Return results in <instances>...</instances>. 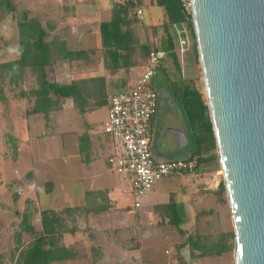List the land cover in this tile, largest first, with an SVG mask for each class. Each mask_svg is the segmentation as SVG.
Returning <instances> with one entry per match:
<instances>
[{
	"label": "crops",
	"instance_id": "obj_1",
	"mask_svg": "<svg viewBox=\"0 0 264 264\" xmlns=\"http://www.w3.org/2000/svg\"><path fill=\"white\" fill-rule=\"evenodd\" d=\"M28 1L32 4H28ZM53 1L55 9L46 13L44 8L37 9L43 0H4L6 16H10L11 23L9 34L4 38V47L8 51L3 63L10 65L23 61L22 47L35 50L25 61L29 64L38 63L37 57L41 56L39 47L44 45L58 49L64 42L69 50H97L94 60L82 67L79 62L71 65L55 56H51L46 62L51 66L49 70L55 71L56 81H60L63 76L70 81L65 84L80 79L103 77L105 81L98 86V95L106 97L105 104L80 112L75 108L73 100L68 99L61 105V110L53 111L49 117L31 113L36 101L33 92L39 87L37 70L27 69L18 81L11 82V76L6 69L3 87L0 89V97L2 94L3 98L0 104L9 110L10 115L18 108L22 110V115L28 123L23 126V130L29 131L33 129V125L39 126V129L52 128L56 131L51 136V160L56 164L51 167L52 181L45 183L43 188H40L36 181L37 175L33 171L26 174V183L21 184L19 191L14 190L12 185H6L0 178V196L2 193L10 194L15 191V200L21 196V200L26 199L25 197L32 198L33 200L26 199V203L34 207L33 221L37 218V225L34 222L32 224L38 232L43 230V213L51 212L49 219L54 220V224L59 225L61 231V235L54 236L53 240L56 239L60 246L68 248L74 256L69 260L51 264L80 260L84 255L92 259V264H136L134 261L129 262V258H134L140 249L155 251L160 248L154 244L143 246L144 242L139 241L140 233L145 235L144 240L146 237L148 240L158 236L163 238L162 236H166L165 232L157 227L170 225L182 234L189 220H195L196 223L197 220H204L203 216L213 213V209L207 210L205 205L210 206L211 198L216 203H221L219 198L224 183L221 164L218 158L216 162L212 161L207 165H211L209 169H199L201 165L197 162L195 152L191 150L192 146L180 143L173 133L174 130L180 129L170 119L174 111L182 114L181 110L178 105L172 104L168 95L160 92L158 112L152 124L155 138L153 154L156 160L163 162L176 159L193 161L196 169L192 173H175L158 181L147 194L141 208L136 209L133 178L118 173L109 164V159L119 152L120 142L106 133L104 124L108 119L111 96L130 90L133 83L145 72L147 62L130 71L112 73L107 71L103 61H100V26L111 20L112 9L121 0ZM134 1L138 20L135 27L136 36L144 44H159L162 36L161 25L169 20L166 7L159 5L161 0ZM138 8L143 11L142 18L137 17ZM26 17L34 24L23 25ZM184 26L187 27L185 23H180L172 27L177 40V51L180 44L176 28ZM166 69L167 75L170 74L172 68ZM62 71H66V74L60 73ZM49 76L48 72L47 79L53 80ZM103 110L105 116L96 117ZM73 111L79 113L83 120L73 123L68 119L63 129L65 125L60 120L61 113L66 115L67 112ZM91 117L93 121H88ZM12 135L17 145L16 151L12 152L11 143H7V137H4L3 156L18 162L21 144L31 146L34 140L29 137L21 142L17 135ZM188 141H191V137ZM188 153L190 156H187ZM205 183L207 187H204ZM227 199L225 196L224 202ZM2 205L6 206L7 202L0 204V209L3 208ZM4 220L0 214V224L4 223ZM149 220H152L154 227L149 226ZM133 221L136 222V227L133 226ZM25 235L28 234H24L23 238ZM167 236L165 238L168 239ZM178 247L185 250L190 248L186 242ZM165 253L172 254L167 246ZM191 255H194L192 250ZM183 256L185 257L184 251ZM153 257L156 256H152V259ZM173 259V263L179 264L180 258L177 255H174ZM149 261L142 264H150Z\"/></svg>",
	"mask_w": 264,
	"mask_h": 264
},
{
	"label": "water",
	"instance_id": "obj_2",
	"mask_svg": "<svg viewBox=\"0 0 264 264\" xmlns=\"http://www.w3.org/2000/svg\"><path fill=\"white\" fill-rule=\"evenodd\" d=\"M192 9L235 263L264 264V0H192Z\"/></svg>",
	"mask_w": 264,
	"mask_h": 264
},
{
	"label": "trees",
	"instance_id": "obj_3",
	"mask_svg": "<svg viewBox=\"0 0 264 264\" xmlns=\"http://www.w3.org/2000/svg\"><path fill=\"white\" fill-rule=\"evenodd\" d=\"M8 4L10 5V3ZM159 5L166 7L169 20L161 25L162 36L159 44H144L135 33V27L138 25L135 1L121 0L117 2L112 9L111 20L102 23L100 26L102 36L100 61H103L107 71L117 73L122 70L130 71L132 68L143 65L153 50L168 53V57L173 61L177 77L173 81L166 72V79L169 83L167 89L164 88L159 91L152 87L158 95L161 92L168 95L173 102H178L182 113L189 122V134L195 148L194 154L196 159L201 160L200 165V163L218 159L216 138L205 94L197 87L195 81H187L183 77L180 55L177 51V40L172 32L174 24L185 23L194 40L196 55L199 57L192 18L185 16L178 0H161ZM27 17L24 18L26 21L22 24L33 25L34 23L29 22ZM40 44L42 43L40 42ZM39 48L41 56L37 57L38 63L36 64L25 62L27 57L35 51L26 47L21 48L22 53H24L23 61L10 65L0 63L1 83H3L6 69L11 76V82L18 81L27 69L37 70L39 87L33 92L36 101L31 113L49 117L53 111L61 110V105L68 99L73 100L75 108L80 112L105 104L106 97L98 95V86L105 81L103 77L75 80L70 84L47 79V73L51 66L46 60H49L51 56L71 65L74 62H79L82 67V65H89L94 60L93 57L97 55V50H69L64 42L59 45L58 49L50 45ZM0 100H3L2 94ZM7 136L11 137V142H14V150L16 151L15 139L12 134ZM221 191L226 192L224 183L221 186ZM34 213L35 210L29 207L22 213L21 223L15 233L17 241L16 253L13 255L15 264H51L73 258L74 256L68 248L60 246L56 239L53 240L54 236L61 235V231L59 225H55L54 220L49 219L50 215L52 216L51 212L43 213V230L40 232L32 224ZM24 234L32 237V241L28 245L23 244ZM234 239V232L219 236L196 235L189 237L186 244L200 257H206L215 253L223 255L228 251H233ZM220 244H226V248L221 247L224 251L217 249Z\"/></svg>",
	"mask_w": 264,
	"mask_h": 264
},
{
	"label": "rangeland",
	"instance_id": "obj_4",
	"mask_svg": "<svg viewBox=\"0 0 264 264\" xmlns=\"http://www.w3.org/2000/svg\"><path fill=\"white\" fill-rule=\"evenodd\" d=\"M53 0H43L42 5L40 3L37 6V9H43L46 13L49 11H53L55 7H53ZM28 4H32V2L28 1ZM28 6V5H27ZM6 6L4 4V0H0V63H3L5 53L8 51L7 48L4 47V38L9 34V25L11 23L10 16H6ZM21 13V11H20ZM189 36H190V43L187 47L186 52L183 54L181 51H178L180 54V61L182 65V72L183 77L187 81H195L197 87L205 94V87L203 82V74H202V68L200 64L199 57L196 55L195 50V43L191 36V33L188 29ZM180 50V49H179ZM169 63H166L168 62ZM166 63V65L164 64ZM163 64H161L157 70V75L152 81V86L158 89L159 91L163 90L164 88L167 89V85L169 86V83L166 79V67L172 68V71L170 72L169 78L171 80H175L177 77V72L175 70L174 64L172 59L169 57L165 60ZM49 77L53 80H56L55 77V71H48ZM60 73L66 74V71H62ZM59 77V76H58ZM60 78V77H59ZM60 82L67 83L70 82L63 76L61 78ZM3 87V84L0 82V89ZM173 102V101H172ZM173 102L172 104H174ZM178 104V102H176ZM175 105L177 106V104ZM178 108L179 104H178ZM175 110V109H174ZM181 110V109H180ZM177 111H174L173 117L170 120H173L175 122V125L177 128H179L181 131L185 132L187 131V134H189V122L187 121L184 114L176 113ZM179 112V111H178ZM182 112V111H181ZM98 113V112H97ZM102 116H105V111L103 110L102 113H98L96 117L101 118ZM182 117V118H180ZM73 122V123H80L83 119L77 112H67L61 113L60 120L63 123V129L66 127L67 120ZM88 121H93V118H88ZM27 119H25L22 115V110L17 109L15 112L11 113L7 108H5L2 103L0 104V178L6 185H12V188L14 190L19 191L22 187V183L25 182V176L29 171H33L36 173L37 178L36 181L39 183L40 188H43L45 183L52 181V172L51 167L55 165L56 163H53L51 160V150H52V142H51V136L56 133V131L52 128L48 129H39V126L34 127L32 125L33 129H30L29 131L23 130V126H27ZM15 134L20 139L21 142L27 138H31L34 140V142H31V146L23 145L21 144V156L18 159V162H16L13 159L10 158H4L3 154L5 152L4 148V137H7L8 142L11 143V149L14 152V142H11V137L9 138L8 134ZM13 136V135H12ZM40 136V137H39ZM178 134L175 135V139L181 141L183 145L189 146V144L192 146V151L195 150L193 147L192 141L189 140L190 134L185 137L179 136ZM187 139V140H186ZM6 141V139H5ZM20 142V143H21ZM187 143V144H186ZM16 144V142H15ZM8 146V145H7ZM6 146V147H7ZM17 148V145H16ZM7 149H9L7 147ZM153 149V148H152ZM9 151V150H8ZM154 151V150H153ZM10 152V151H9ZM12 155V153H10ZM213 160V161H217ZM201 160L197 159V162H200ZM212 161L206 162V163H200V170L201 169H209L210 166L207 167V165ZM224 178V177H223ZM204 187H207V183L204 184ZM3 194L5 195L3 197ZM17 193L15 191H11L10 194L8 193H2L0 196V204H3L4 202H7V205H2L3 208L0 209V214H2V218H10L9 220H4V223L0 224V264H15L13 260V255L15 252V248L17 247V241H16V231L18 225L21 223V215L26 207H29L31 209H34L30 205V203H26V199H32L30 197H25L26 199L21 200L22 196L15 200V195ZM147 196V195H146ZM227 197L226 192H221L220 198L221 203L218 204L216 201H213V198H211L210 206L205 205V209L212 208L213 213L210 215L203 216L204 220H197L195 223V220H189V223L184 226V231H182V234H180L179 231L176 230L174 226L167 225L165 227H157L158 229L163 230L165 232L166 236H158V238L153 240H148L147 237L144 240L145 235L140 233L139 241H143V246H148L151 244L158 245L160 248L159 250L150 251L153 249H140V251L136 252V256L134 258L130 257L129 262H136V264H142L148 263L150 264H176L173 263L174 255H177L180 260L179 264H236L235 263V255L234 250L228 253H224L223 255L213 254L211 256L206 257H200L198 253L194 252V255H191L190 248H187L185 250L183 247L179 248L181 244H184V242H187V237H195L196 235H210V236H219L221 234H228L234 232V226H233V220L232 219V211L230 208V205L228 203V199L224 202V197ZM52 197V196H51ZM199 197V196H198ZM146 198V197H145ZM33 200V199H32ZM136 200V198H135ZM145 200V199H144ZM35 201V200H34ZM144 202V201H143ZM202 202V201H200ZM143 205V204H142ZM35 206V205H34ZM10 210V212H9ZM152 220H149V226L154 227V224L151 222ZM35 225H37V218L33 221ZM136 222L133 221V226H135ZM136 227V226H135ZM170 230V231H169ZM137 234V233H136ZM32 241V237L30 235H25L23 239V244L28 245ZM235 241V239H234ZM166 246L168 247L169 251H171V255H167L165 253ZM226 248V244H220V246L217 247L218 250L224 251ZM183 251L185 253V257L183 256ZM196 253V254H195ZM152 256L154 259H152ZM92 259L88 256L81 257L80 260L72 261V262H66L61 264H92ZM128 264V262H127Z\"/></svg>",
	"mask_w": 264,
	"mask_h": 264
},
{
	"label": "built area",
	"instance_id": "obj_5",
	"mask_svg": "<svg viewBox=\"0 0 264 264\" xmlns=\"http://www.w3.org/2000/svg\"><path fill=\"white\" fill-rule=\"evenodd\" d=\"M178 2L185 16L192 18V0ZM137 15L142 18L141 8L137 9ZM176 35L179 51L184 54L190 43L188 28H176ZM167 58L165 51L150 52L145 72L130 90L111 96L108 119L104 124L106 133L120 142V150L109 159V164L118 173L133 178L136 209L141 208L146 195L158 181L175 173H192L196 169L193 161L176 159L163 162L156 160L153 154L152 124L158 112L159 95L151 82Z\"/></svg>",
	"mask_w": 264,
	"mask_h": 264
},
{
	"label": "flooded vegetation",
	"instance_id": "obj_6",
	"mask_svg": "<svg viewBox=\"0 0 264 264\" xmlns=\"http://www.w3.org/2000/svg\"><path fill=\"white\" fill-rule=\"evenodd\" d=\"M159 96H160V95H159ZM159 99H160V97H159ZM159 99H158V100H159ZM154 140H155V138H154ZM152 146H153V145H152ZM188 155L190 156V154H189V153L187 154V156H188Z\"/></svg>",
	"mask_w": 264,
	"mask_h": 264
}]
</instances>
